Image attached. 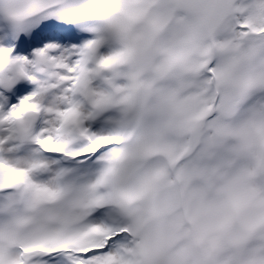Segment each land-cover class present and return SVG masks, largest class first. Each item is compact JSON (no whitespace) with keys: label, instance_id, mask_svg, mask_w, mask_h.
I'll use <instances>...</instances> for the list:
<instances>
[{"label":"snow or ice","instance_id":"obj_1","mask_svg":"<svg viewBox=\"0 0 264 264\" xmlns=\"http://www.w3.org/2000/svg\"><path fill=\"white\" fill-rule=\"evenodd\" d=\"M0 264H264V0H0Z\"/></svg>","mask_w":264,"mask_h":264}]
</instances>
